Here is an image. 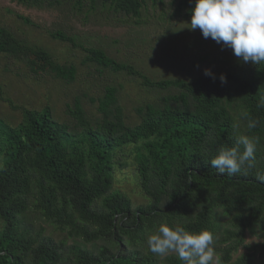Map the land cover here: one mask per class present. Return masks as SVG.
I'll use <instances>...</instances> for the list:
<instances>
[{"label":"trees","instance_id":"obj_1","mask_svg":"<svg viewBox=\"0 0 264 264\" xmlns=\"http://www.w3.org/2000/svg\"><path fill=\"white\" fill-rule=\"evenodd\" d=\"M13 1L35 7L46 0ZM149 2L153 7L164 4L75 0L73 7L123 14L140 24ZM173 3L174 17L191 20L190 0ZM50 36L81 48L87 54L84 64L138 77L144 88L166 93L139 107L140 122L133 126L126 123L113 86L106 87L104 96L90 97L99 103L96 119L87 117L80 96L74 97L73 107L66 105L71 124L56 120L49 105L19 108L22 121L17 126L0 117V264H158L159 256L143 248L160 224L216 234L219 216L231 227L223 242L238 240L223 250L220 263L254 264L256 252L247 251L235 261L232 253L244 247L247 231L258 235L257 230L261 237L255 247L264 252V181L258 178L264 176V107H258L264 98V63L243 72L218 70L215 80L203 74L154 81L101 48L78 46L61 32ZM0 54L23 61L35 74L51 73L68 83L78 76L75 66L57 63L49 52L26 45L6 28H0ZM221 74L227 78L224 85ZM245 112L258 121L256 128L247 129L246 121L244 129L236 127V115ZM239 134L259 139L255 167L221 175L210 161L219 148L236 147ZM130 165L146 205L134 207L127 195L114 190L115 170ZM34 210L74 244L66 248L65 240L57 244L41 230L35 232ZM166 264L182 262L170 255Z\"/></svg>","mask_w":264,"mask_h":264},{"label":"rangeland","instance_id":"obj_2","mask_svg":"<svg viewBox=\"0 0 264 264\" xmlns=\"http://www.w3.org/2000/svg\"><path fill=\"white\" fill-rule=\"evenodd\" d=\"M61 1L63 4L58 6H49V0H46L41 5L26 7L13 0H0V28L8 29L28 46L49 52L57 63L73 65L78 70L77 79L68 83L55 78L51 73L35 74L23 61L0 54V117L11 126H17L22 121L19 108L42 110L47 105L51 107L56 120L71 124L73 120L66 112V105L73 107L75 96L81 97L87 117L96 119L100 116L99 103L92 102L90 97L104 96L108 86L117 89L125 121L133 126L140 122L137 109L156 102L159 96L166 93L144 88L138 77L102 72L94 64H84L87 54L70 43L52 39L50 33L53 32H61L73 38L78 46L101 48L117 62L132 65L154 81L177 78L190 80L203 75L205 69H211L212 72L222 69L237 72L253 69V63L242 62L233 55L231 49H222L211 38H203L199 29L191 30L190 20L174 17L176 5L173 0H164L163 5L156 7L149 2L142 12L140 24L123 14L74 8L75 0ZM1 95L18 106V109H13L2 100ZM236 117L239 128L244 129V121L239 119L238 114ZM114 177V190L127 195L134 207L148 203L136 180L134 166L118 167ZM31 213L35 220V232L41 230L45 238H51L57 244L65 240L66 248L74 244L73 239L40 217V212L34 210ZM218 221L221 228L214 234V252L216 264H221L223 250L238 240L223 242L227 238L224 231L231 227L223 216H219ZM257 232L258 235L246 232L245 245L232 253L233 261L245 252L252 251L256 252L254 264H264V252L255 247L261 237L260 230ZM152 234H157V231ZM88 247L94 250L96 246ZM143 249L149 251L147 243ZM170 255L176 254L159 257L158 264H166V258Z\"/></svg>","mask_w":264,"mask_h":264},{"label":"clouds","instance_id":"obj_3","mask_svg":"<svg viewBox=\"0 0 264 264\" xmlns=\"http://www.w3.org/2000/svg\"><path fill=\"white\" fill-rule=\"evenodd\" d=\"M190 3L193 4L191 30L199 29L203 38H211L222 49H231L244 63H264V0H190ZM204 75L216 79L211 69H205ZM219 80L222 85L226 84V75L221 74ZM258 107H264V98ZM239 119L246 121L249 130L257 127L258 121L246 112ZM258 143L256 137L237 135L236 147L218 149V154L210 161L212 168L221 175L254 168ZM241 146L243 151H240ZM258 178L264 181V176ZM214 241V233L209 230L194 233L179 225L173 228L162 223L157 234L149 235L146 243L159 257L175 253L182 264H216Z\"/></svg>","mask_w":264,"mask_h":264}]
</instances>
